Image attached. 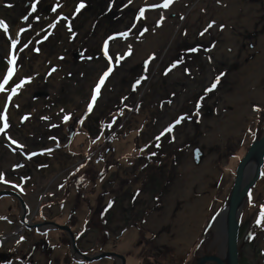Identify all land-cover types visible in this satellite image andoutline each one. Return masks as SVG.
<instances>
[{"label":"rangeland","instance_id":"374dc122","mask_svg":"<svg viewBox=\"0 0 264 264\" xmlns=\"http://www.w3.org/2000/svg\"><path fill=\"white\" fill-rule=\"evenodd\" d=\"M81 2L85 7L76 13ZM163 4L0 0V21L8 26L0 27V82L16 57L15 73L0 91V115L8 124L0 132V190H34L39 180L43 188L66 167L51 188L67 194L65 206L75 210L84 239L90 230L82 223L86 217L97 248L124 254L128 264H195L202 255H220L226 246L216 224L227 210L236 169L264 135V99L250 98L248 80L242 82L264 50V0ZM110 67L88 112L93 90ZM221 73L217 87L206 93ZM21 81L28 82L13 95ZM262 82L264 90V77ZM235 93L251 113L235 130H219L234 109ZM181 116L186 118L165 132ZM24 157H34L35 175L25 169ZM205 161L217 170L210 180L215 191L197 237L177 254L172 243L182 225L177 229L174 220L187 203L184 192L200 194L192 179ZM261 205L264 165L241 205L239 264H264V222L256 223ZM102 211L109 226L102 224ZM67 258V264H78L69 253ZM113 259L95 264H117Z\"/></svg>","mask_w":264,"mask_h":264},{"label":"flooded vegetation","instance_id":"af4514ba","mask_svg":"<svg viewBox=\"0 0 264 264\" xmlns=\"http://www.w3.org/2000/svg\"><path fill=\"white\" fill-rule=\"evenodd\" d=\"M33 159L34 157L23 158L27 164L25 169L30 168L35 175L36 172L30 163ZM74 165L77 166L79 163ZM46 168L51 171L55 166L49 165ZM66 169L64 167L60 172L53 174L43 188L40 187L42 182L39 180L34 190H0L17 192L25 202L23 205L15 195L0 196V264H67V253L69 258L78 264H95L106 259L110 260V257L95 261L83 260L74 250L69 232L60 228V226H68L72 230L77 248L86 256L94 257L110 251L97 248V234L91 231L86 217L83 218L82 223L90 230L87 231V238L84 239L85 232L79 231L75 224L76 215L73 214L75 210L65 206L64 198L67 194L60 188H51V185L63 176ZM103 216L106 220H102V224L109 226L108 213L103 212ZM97 227L96 225L95 228ZM116 263L120 264L118 260ZM126 264H128L127 258Z\"/></svg>","mask_w":264,"mask_h":264},{"label":"bare ground","instance_id":"6f19581e","mask_svg":"<svg viewBox=\"0 0 264 264\" xmlns=\"http://www.w3.org/2000/svg\"><path fill=\"white\" fill-rule=\"evenodd\" d=\"M263 44L264 40L261 41V45ZM263 55L264 50L262 53H259L258 58L250 64L245 73L242 74L243 71L241 72V74L244 75L242 82L244 83L246 80H248V86L251 88L250 98L257 100L264 99V90L262 86V79L264 77V59H262ZM234 95L236 97L234 96L230 103L234 109L233 111H230V116L227 117L223 127H221L219 130H223L225 132L235 130V126L240 124V122L244 119V115L251 113V107L248 106V104L245 106L241 104L242 97L238 96V94L236 95V93ZM198 172L200 175H194L192 182H197L199 184L198 190L200 191V194H194V192H192V188H189L188 191H185L184 193L187 203L184 205L183 211H180L178 217L174 220L175 227L177 229L182 225L181 233H178V237L176 238L177 241L172 243L176 247L177 254H181L182 252L186 251L189 244H191L197 237V234L200 231L201 225L206 216L207 206L210 203V199L215 191L210 185V180L212 177L216 176L217 170L205 161L198 168ZM250 176L251 173H248L247 179ZM226 213L227 212H223V214H221L220 220L216 224V232L218 233V237L220 239L222 238L223 242H225L224 228L226 223ZM223 248L224 249H222L220 257L226 259V248Z\"/></svg>","mask_w":264,"mask_h":264},{"label":"water","instance_id":"95a60500","mask_svg":"<svg viewBox=\"0 0 264 264\" xmlns=\"http://www.w3.org/2000/svg\"><path fill=\"white\" fill-rule=\"evenodd\" d=\"M264 165V135L252 143L246 155L241 159L237 169L235 183L232 188L229 204L226 213V225L224 230V240L227 252V260L220 257V255H202L199 257L195 264H239V232H240V210L243 200L250 193L251 189L256 186L262 175V168ZM248 173L251 176L247 179ZM1 195H15L19 198L23 205L24 199L14 191H0ZM67 230L73 241L74 250L79 253L83 260L95 261L101 258H114L120 264H126V257L124 254L107 251L102 252L94 257L84 255L77 248L75 237L72 230L68 226H60Z\"/></svg>","mask_w":264,"mask_h":264},{"label":"snow or ice","instance_id":"6c2138e0","mask_svg":"<svg viewBox=\"0 0 264 264\" xmlns=\"http://www.w3.org/2000/svg\"><path fill=\"white\" fill-rule=\"evenodd\" d=\"M174 2V0H164V4L162 5L164 8H167L170 4H172ZM129 3H131V0H129ZM10 6V5H9ZM85 5L83 2H81L77 8H76V13H79V11L84 8ZM153 7H156V5H153ZM32 8H33V11H35V8H36V5L33 4L32 5ZM144 9H141L140 10V13H139V17H143L144 15ZM138 17V18H139ZM24 19H27V17H24ZM55 25H52V27H54ZM0 27H3L5 29V31H7V25L4 24L3 21H0ZM209 27H211V25H209ZM69 29L71 30V25L69 24ZM207 29H205L206 31ZM23 31V30H22ZM121 35H127V33H122ZM201 35H203V33H201ZM45 39H47V37H45ZM107 46H108V42L105 41V54L107 55ZM16 47V41H13L12 42V48L15 49ZM25 47H27V45H25ZM189 51H192V52H195L197 51V49H190ZM130 54V53H129ZM120 59H123V57H118L117 58V63H119V60ZM181 61H177L175 63H173L169 69V71L171 70V68H175L177 66L178 63H180ZM9 64H10V67L8 68L7 70V73H6V76L4 77V80L3 82H0V91H4L5 90V85L8 83V81L11 79V77L13 76V74L15 73V65H16V57L15 55H12L10 60H9ZM145 69L147 70V62L145 64ZM52 71H55V69H52ZM112 71V68L110 67L108 69V71H106L103 76L100 78V80L98 81L96 87L94 88L93 90V96L89 102V105H88V112H91L93 110V107L100 95V91H101V87L103 86V84L105 83V80L107 79V77L110 75ZM51 74V73H50ZM224 75V73H221L219 76L216 77V80L212 83V85L210 86V88L206 89V93L207 92H211L212 90H214L217 85L219 84L220 82V79L221 77ZM142 79H146V77H143ZM28 81H21L20 84H17L14 88L11 89L13 95H15L18 90L23 86L24 83H26ZM140 83V80H137L136 84L138 85ZM135 87V85H134ZM203 99V98H202ZM9 100H11V96L9 97ZM197 108H199V105L197 106ZM254 110H258V109H254ZM6 111V110H5ZM63 111V110H62ZM186 117L184 116H181L179 117L172 125H170L167 129H165V132L167 133H170L172 132L173 128L176 126V125H179ZM65 120L69 119V116H65L64 117ZM0 120H4L5 123H4V126L3 128H0V132H3L7 127H8V124H7V116L6 115H0ZM164 133H161V135H163ZM157 141H159L160 137H156ZM11 143L12 144H16L17 141L15 140H11ZM22 147V145H21ZM157 147H159V144H157ZM35 155V153L33 154ZM152 155H155V153H152ZM0 179H2V175H0ZM109 207H111V202L109 203ZM262 222H264V205H261L260 206V213H259V216H258V219L256 221V223L259 225L261 224Z\"/></svg>","mask_w":264,"mask_h":264}]
</instances>
